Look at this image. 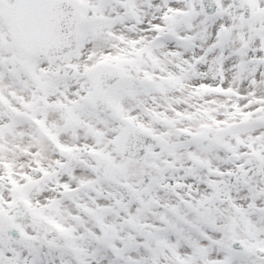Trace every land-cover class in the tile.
I'll list each match as a JSON object with an SVG mask.
<instances>
[{"label":"snow or ice","instance_id":"obj_1","mask_svg":"<svg viewBox=\"0 0 264 264\" xmlns=\"http://www.w3.org/2000/svg\"><path fill=\"white\" fill-rule=\"evenodd\" d=\"M0 264H264V0H0Z\"/></svg>","mask_w":264,"mask_h":264}]
</instances>
